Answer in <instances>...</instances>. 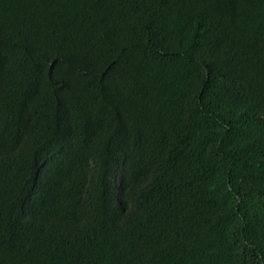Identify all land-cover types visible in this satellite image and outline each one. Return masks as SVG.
Segmentation results:
<instances>
[{"label":"trees","instance_id":"trees-1","mask_svg":"<svg viewBox=\"0 0 264 264\" xmlns=\"http://www.w3.org/2000/svg\"><path fill=\"white\" fill-rule=\"evenodd\" d=\"M0 264H264V0H0Z\"/></svg>","mask_w":264,"mask_h":264}]
</instances>
